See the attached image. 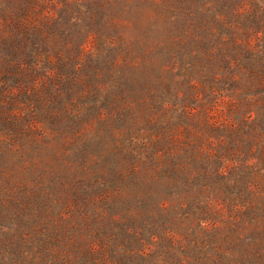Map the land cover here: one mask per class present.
Here are the masks:
<instances>
[{"label":"rangeland","instance_id":"1","mask_svg":"<svg viewBox=\"0 0 264 264\" xmlns=\"http://www.w3.org/2000/svg\"><path fill=\"white\" fill-rule=\"evenodd\" d=\"M0 264H264V0H0Z\"/></svg>","mask_w":264,"mask_h":264}]
</instances>
